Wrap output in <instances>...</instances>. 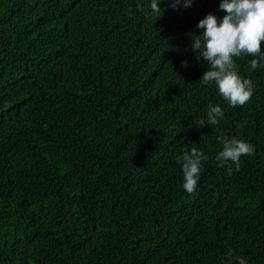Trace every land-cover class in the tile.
<instances>
[{
    "label": "trees",
    "instance_id": "1",
    "mask_svg": "<svg viewBox=\"0 0 264 264\" xmlns=\"http://www.w3.org/2000/svg\"><path fill=\"white\" fill-rule=\"evenodd\" d=\"M218 4L0 0V264H264V69L234 58L255 88L231 107L188 47ZM210 103L224 120L189 127ZM221 134L255 146L231 175Z\"/></svg>",
    "mask_w": 264,
    "mask_h": 264
},
{
    "label": "clouds",
    "instance_id": "2",
    "mask_svg": "<svg viewBox=\"0 0 264 264\" xmlns=\"http://www.w3.org/2000/svg\"><path fill=\"white\" fill-rule=\"evenodd\" d=\"M164 0H149L150 14L159 18L163 9L159 6ZM194 0H168V7L180 10L191 7ZM221 17L213 13L206 14L195 25L198 34H190L188 47L196 60L207 65L200 82L213 86L231 107L245 105L254 94L255 85L250 78L242 77L236 66V57H253L249 60V70L264 69V0H219ZM188 61H181L186 68ZM225 118V110L220 104H209L204 117L192 118L189 127L196 129L205 125L218 126ZM238 128L244 127L240 122ZM222 145L215 155L217 167L225 168L228 175L239 170L242 156L251 155L255 146L250 142L232 136L217 135ZM203 150L192 148L176 155L175 160L183 173V189L191 193L198 184L203 170V161L208 160Z\"/></svg>",
    "mask_w": 264,
    "mask_h": 264
},
{
    "label": "water",
    "instance_id": "3",
    "mask_svg": "<svg viewBox=\"0 0 264 264\" xmlns=\"http://www.w3.org/2000/svg\"><path fill=\"white\" fill-rule=\"evenodd\" d=\"M239 260V259H238ZM234 260H231L228 264H231ZM242 264H245L244 261H242Z\"/></svg>",
    "mask_w": 264,
    "mask_h": 264
}]
</instances>
